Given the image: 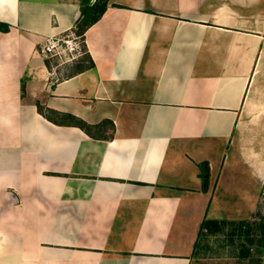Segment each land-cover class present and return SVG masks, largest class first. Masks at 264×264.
I'll use <instances>...</instances> for the list:
<instances>
[{
	"label": "crops",
	"instance_id": "obj_1",
	"mask_svg": "<svg viewBox=\"0 0 264 264\" xmlns=\"http://www.w3.org/2000/svg\"><path fill=\"white\" fill-rule=\"evenodd\" d=\"M96 1L0 0V264H192L224 198L264 0H106L84 55L50 68L39 45Z\"/></svg>",
	"mask_w": 264,
	"mask_h": 264
},
{
	"label": "rangeland",
	"instance_id": "obj_2",
	"mask_svg": "<svg viewBox=\"0 0 264 264\" xmlns=\"http://www.w3.org/2000/svg\"><path fill=\"white\" fill-rule=\"evenodd\" d=\"M48 61L50 68L52 66L57 69H68L76 62L69 63L64 58L58 62ZM227 156L229 162L226 163V169L222 171L219 182L221 186L219 195H222L221 190H224V198L220 197L221 202L218 201V207L211 211V215L214 216L206 220L220 221L219 218L233 217L229 220L247 221L256 227L252 236L256 243L250 255L241 259L238 256L245 244V238L240 237L241 233L237 232L230 238L232 229L229 226L214 234L203 233L193 255L192 264H264V245L258 244V241L262 239L258 226L259 223H264V72L251 83L248 89L238 113V123L229 144ZM243 172L250 173L251 187L255 189V194L252 195L255 203L250 209L238 212L235 207L242 204L238 203L239 201L235 203L238 200L237 196L241 195L239 186L241 183L242 185L246 183L242 182L239 176Z\"/></svg>",
	"mask_w": 264,
	"mask_h": 264
},
{
	"label": "trees",
	"instance_id": "obj_3",
	"mask_svg": "<svg viewBox=\"0 0 264 264\" xmlns=\"http://www.w3.org/2000/svg\"><path fill=\"white\" fill-rule=\"evenodd\" d=\"M105 7L106 0H97L93 6H87L83 12V25L77 27L76 35L82 37L83 40V35L86 28L89 25L95 23L102 16L105 11ZM3 31H7V28H4ZM79 127L84 131H88V129L90 128L85 123L80 122ZM226 226H229L232 229L229 235L230 238H232L237 232L239 234L241 233L240 237L245 238V244L243 245L242 252L241 254H239L238 258L243 259L249 256L253 245H255L256 243L255 239L252 238L256 227H253L247 221L204 220L200 224L198 235L202 236L203 233L214 234L216 232H221ZM258 230L260 231L262 236V239L258 241V244L264 245V223H259Z\"/></svg>",
	"mask_w": 264,
	"mask_h": 264
},
{
	"label": "built area",
	"instance_id": "obj_4",
	"mask_svg": "<svg viewBox=\"0 0 264 264\" xmlns=\"http://www.w3.org/2000/svg\"><path fill=\"white\" fill-rule=\"evenodd\" d=\"M37 52L45 60H61L72 63L84 55L82 37L77 36L75 30L55 37H46L39 45Z\"/></svg>",
	"mask_w": 264,
	"mask_h": 264
}]
</instances>
